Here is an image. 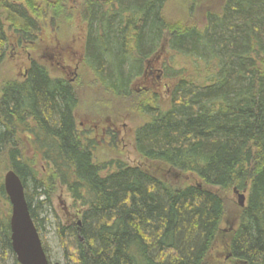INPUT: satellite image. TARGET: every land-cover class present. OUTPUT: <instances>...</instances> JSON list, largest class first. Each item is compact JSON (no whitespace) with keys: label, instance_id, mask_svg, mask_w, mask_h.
<instances>
[{"label":"trees","instance_id":"trees-1","mask_svg":"<svg viewBox=\"0 0 264 264\" xmlns=\"http://www.w3.org/2000/svg\"><path fill=\"white\" fill-rule=\"evenodd\" d=\"M60 1L0 0V63L9 32L28 40L35 16ZM79 9L84 62L115 96L164 47L187 62L170 75L167 106L146 104L134 132L155 173L122 163L105 172L77 134L75 90L42 64L2 86L0 173L20 178L39 237L49 187L65 186L84 208L75 225L57 221L56 264H264V0H81ZM231 188L247 196L223 231ZM9 212L0 174V264H19Z\"/></svg>","mask_w":264,"mask_h":264},{"label":"rangeland","instance_id":"rangeland-1","mask_svg":"<svg viewBox=\"0 0 264 264\" xmlns=\"http://www.w3.org/2000/svg\"><path fill=\"white\" fill-rule=\"evenodd\" d=\"M80 2L81 0H61L60 4L55 3L60 5L59 10L42 11L39 16H35L36 30L31 32L28 40H18L19 36L9 32L10 39L3 50L4 58L0 63V92L4 83L21 79L29 63L37 61L46 67L50 77L65 78L75 85L79 101L74 109V117L79 134L84 143L93 141V159L96 163L105 164V172L115 170L117 164L122 163L140 166L155 173L151 164L137 153L134 132L148 119L147 114L142 111L147 103L167 106L170 88L177 81L170 75L177 71L174 70L175 67L186 64L187 60L164 47L156 54V58H151L147 78H138L132 84L130 96L113 95L98 83L92 70L84 62L86 23L79 9ZM112 123L115 128L111 127L118 134L110 139L104 132H107L106 128ZM92 127L93 130L95 127L94 132L90 130ZM6 171L2 170L0 173L2 182ZM189 182L192 183L193 180ZM32 188L28 185V192L32 193ZM49 190L51 201L41 205L37 214L42 220L40 237L49 262L56 264L63 263V250L56 223L59 221L66 226L79 223L84 208L73 200L65 186L56 184L49 187ZM239 192H244L245 197L247 196V190ZM223 198L225 215L220 228L224 231L235 225L239 206L232 188L223 194ZM41 199L43 197L38 198L39 201Z\"/></svg>","mask_w":264,"mask_h":264},{"label":"water","instance_id":"water-1","mask_svg":"<svg viewBox=\"0 0 264 264\" xmlns=\"http://www.w3.org/2000/svg\"><path fill=\"white\" fill-rule=\"evenodd\" d=\"M3 188L10 204V242L16 261L19 264H48L49 259L29 213L23 184L11 169L3 177ZM233 191L237 195L238 206L244 207V192L236 188Z\"/></svg>","mask_w":264,"mask_h":264},{"label":"flooded vegetation","instance_id":"flooded-vegetation-1","mask_svg":"<svg viewBox=\"0 0 264 264\" xmlns=\"http://www.w3.org/2000/svg\"><path fill=\"white\" fill-rule=\"evenodd\" d=\"M25 40V39H24ZM153 57H155V53L148 59V60H146V63H145V70H144V73L143 74H141V76H139V77H137L135 80H137L138 78H142V77H146L147 78V70L149 69V67H151V65H150V63H151V58H153ZM33 61V60H32ZM37 62V61H36ZM31 63V62H30ZM30 63H29V65H30ZM28 65V66H29ZM45 67V66H44ZM46 68V67H45ZM27 69H28V67L24 70V73L22 74V77H24L25 76V74H26V72H27ZM21 77V78H22ZM49 77H50V75H49ZM51 78H53V77H51ZM60 79H63V80H65V81H67L71 86H72V88H73V90H75L76 91V87H75V85H73V83L71 82V81H69V80H67V79H65V78H60ZM135 80L130 84V87H129V93H128V95H126V96H118V97H128V96H130L131 95V93H132V84L135 82ZM152 84H153V82H152ZM76 94H77V91H76ZM155 96V95H154ZM77 97H78V95H77ZM79 101V100H78ZM147 105H150L149 103H147ZM77 107V106H76ZM75 107V108H76ZM74 108V109H75ZM73 115H74V110H73ZM75 118V117H74ZM75 124H76V120H75ZM114 127L115 128V125L112 123V124H110V127H107L106 128V131L107 132H104V134H105V136L107 137H109L110 139H112L113 137H115L116 136V134H118L117 133V131H116V129H114V128H112V127ZM95 127H97V126H95ZM95 127H94V130H95ZM76 130H77V134H79V130H78V128H77V125H76ZM90 130H93V127L92 128H90ZM94 130H93V132H94ZM80 135V134H79Z\"/></svg>","mask_w":264,"mask_h":264},{"label":"bare ground","instance_id":"bare-ground-1","mask_svg":"<svg viewBox=\"0 0 264 264\" xmlns=\"http://www.w3.org/2000/svg\"><path fill=\"white\" fill-rule=\"evenodd\" d=\"M76 105H78V104H76ZM245 191V190H244Z\"/></svg>","mask_w":264,"mask_h":264}]
</instances>
